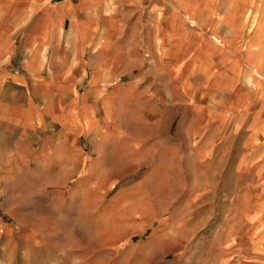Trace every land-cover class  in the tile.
Masks as SVG:
<instances>
[{"label": "crops", "instance_id": "0c3cea01", "mask_svg": "<svg viewBox=\"0 0 264 264\" xmlns=\"http://www.w3.org/2000/svg\"><path fill=\"white\" fill-rule=\"evenodd\" d=\"M147 164L110 205L187 188L231 207L214 264H264V0H0V206H92Z\"/></svg>", "mask_w": 264, "mask_h": 264}, {"label": "rangeland", "instance_id": "374dc122", "mask_svg": "<svg viewBox=\"0 0 264 264\" xmlns=\"http://www.w3.org/2000/svg\"><path fill=\"white\" fill-rule=\"evenodd\" d=\"M148 170L149 164L128 174L88 207L51 200L53 193L47 203L37 198L25 206H0V264H214L219 256L215 247L226 241L218 229L227 225L218 218L230 214L229 205H202L199 199L185 204L187 188L168 194L171 202L166 204L147 201L138 209L130 200L109 204L122 186H132ZM150 217L153 222L146 223ZM160 228L163 236L151 243Z\"/></svg>", "mask_w": 264, "mask_h": 264}]
</instances>
